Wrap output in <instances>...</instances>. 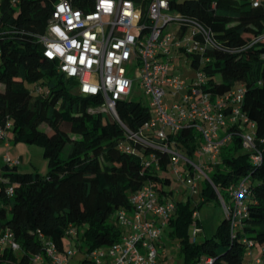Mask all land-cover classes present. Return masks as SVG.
I'll list each match as a JSON object with an SVG mask.
<instances>
[{
  "label": "trees",
  "instance_id": "1",
  "mask_svg": "<svg viewBox=\"0 0 264 264\" xmlns=\"http://www.w3.org/2000/svg\"><path fill=\"white\" fill-rule=\"evenodd\" d=\"M57 1L0 0V127L15 143L40 145L47 160L43 174L21 172L6 162L0 167V228L11 230L23 251L0 252V264H27L30 254L40 250L36 231L59 249L69 225L83 227L78 239L89 250L118 241L122 230L114 224V214L130 210L129 195L147 184L176 204L163 237L178 238L180 264H246L242 238L264 244V0H169L182 23L209 31L202 62H191L205 75V91L222 94L243 87L241 113L254 123V151L261 155L258 163L249 159L236 127L221 149L220 162L206 170L211 183L202 182L197 204L192 197L176 200L167 189L170 157L158 147L165 140L134 144L143 156L155 154L159 169L144 166L142 155L120 150L126 137L118 121L87 112L100 104L99 98L74 93L75 81L43 56L40 35ZM71 1L90 9L94 0ZM116 111L131 130L150 116L147 105L130 98L118 101ZM175 137L192 157L199 144L196 132L180 131ZM242 179L249 193L240 229L231 233L222 216L212 235L192 240L190 228L194 222L200 227L192 213L220 203L219 198L227 202L229 187Z\"/></svg>",
  "mask_w": 264,
  "mask_h": 264
},
{
  "label": "built area",
  "instance_id": "2",
  "mask_svg": "<svg viewBox=\"0 0 264 264\" xmlns=\"http://www.w3.org/2000/svg\"><path fill=\"white\" fill-rule=\"evenodd\" d=\"M182 20L178 12L170 10L169 0H94L90 9L75 7L71 0H58L40 41L43 56L56 61L58 71L75 81L74 93L99 98L100 104L87 112L107 113L121 125L126 139L120 143V150L143 156L134 144L165 140L158 147L170 157L167 173L181 181L192 196L199 192V184L211 183L206 170L220 162L221 149L236 133V127L241 129V144L248 149L249 159L258 163L261 155L254 151V123L241 113L243 87L238 85L222 94L205 91V75L191 62L193 58L202 62L209 31ZM183 56L194 70L190 80L175 70ZM135 87L147 96L150 116L131 130L119 119L116 106L122 99H131ZM245 127L251 130L243 131ZM189 129L199 139L192 157L175 137ZM6 134L0 127V139ZM3 162L19 165L18 159L9 156H4ZM142 162L159 169L153 153L143 156ZM228 193L227 202L219 200L222 215L235 233L248 211L245 179L231 185ZM128 201L130 210L119 209L113 216L114 224L122 230L118 241L89 250L78 239L83 227L69 225L59 249L53 240L36 231L40 250L30 254L27 264H169L159 261V249L176 208L174 200L160 196L147 184L132 192ZM192 218H198L197 210ZM198 231L194 222L192 240L197 239ZM242 242L246 244V264H264V244L256 246L245 237ZM255 248H259L257 255ZM3 251L23 252L8 228H0Z\"/></svg>",
  "mask_w": 264,
  "mask_h": 264
},
{
  "label": "rangeland",
  "instance_id": "3",
  "mask_svg": "<svg viewBox=\"0 0 264 264\" xmlns=\"http://www.w3.org/2000/svg\"><path fill=\"white\" fill-rule=\"evenodd\" d=\"M174 15V14H173ZM172 27H176L174 23H171ZM176 72L185 80H190L194 76V70L191 69L185 57L179 59V65L175 67ZM27 87L31 88V85L27 84ZM131 99L136 102H140L144 105H148L149 100L147 96L138 91V88L135 87L133 92L130 95ZM105 115L107 113H104ZM46 128V127H45ZM251 128L245 127L243 131H250ZM9 139V138H7ZM10 143L9 147L5 149H0L1 154H8L13 158H18L19 165L18 169L21 172H35L45 173L47 171V160L43 157V149L38 144H27L23 142H13L11 139L8 140ZM243 151H247L246 147H242ZM0 154V155H1ZM171 185L167 189H171L172 197L176 200L181 199L184 196V201L186 197H192V204H197L198 197L197 195L190 196L189 189L179 180H176V177L171 173ZM202 184V183H201ZM199 217L201 218L202 225L207 231L206 236L208 237L213 234L214 227L212 226V221L216 220L217 217L222 214L221 203L210 202L209 204H204L198 210ZM223 216V215H222ZM222 216L219 217L218 223L222 219ZM190 236L192 237V227L189 230ZM202 233H198V237ZM202 237V238H203ZM163 247L159 249V261L160 259L169 264H180L181 263V250L178 245V238L163 239ZM257 248L253 251L255 252Z\"/></svg>",
  "mask_w": 264,
  "mask_h": 264
},
{
  "label": "crops",
  "instance_id": "4",
  "mask_svg": "<svg viewBox=\"0 0 264 264\" xmlns=\"http://www.w3.org/2000/svg\"><path fill=\"white\" fill-rule=\"evenodd\" d=\"M8 138V134H6V137L2 140V139H0V149L2 148V149H5L6 147H9L10 146V143H9V139H7ZM1 151V150H0ZM1 154V153H0ZM4 156H9L8 154H6V153H4V154H1L0 155V167L2 166V164H3V157ZM9 157H11V156H9ZM11 158H13V157H11ZM13 159H18V158H13ZM202 186V184H199V188ZM198 188V189H199ZM197 195H198V193H197ZM184 197V196H183ZM201 200L202 199V197H200V198H198V200ZM222 213V212H221ZM222 216V214H220V216L219 217H221ZM219 217H217L216 218V220H213L212 221V226L214 227V229H213V232L215 231V229H216V227H217V225H218V220H219ZM198 221H199V223H200V227H199V231L197 232V236H196V240H199V239H201L203 236H206V234H207V231L205 230V227L202 225V221H201V218L199 217V214H198ZM164 231H163V235H164ZM198 233H202V235H200L199 237H198ZM163 235H162V237H161V246H163V239H164V237H163ZM259 253V248H257L256 250H255V252H254V255H257Z\"/></svg>",
  "mask_w": 264,
  "mask_h": 264
}]
</instances>
